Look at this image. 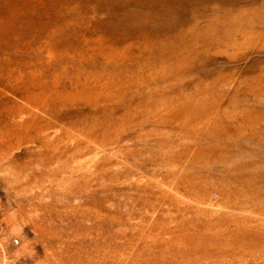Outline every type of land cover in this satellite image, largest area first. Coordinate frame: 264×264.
Masks as SVG:
<instances>
[{
  "label": "rangeland",
  "instance_id": "1",
  "mask_svg": "<svg viewBox=\"0 0 264 264\" xmlns=\"http://www.w3.org/2000/svg\"><path fill=\"white\" fill-rule=\"evenodd\" d=\"M0 264H264V0H0Z\"/></svg>",
  "mask_w": 264,
  "mask_h": 264
}]
</instances>
